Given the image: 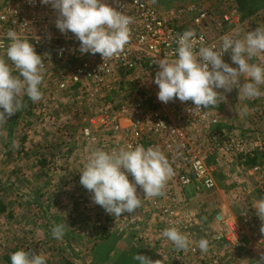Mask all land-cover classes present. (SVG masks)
I'll use <instances>...</instances> for the list:
<instances>
[{"label":"crops","instance_id":"crops-1","mask_svg":"<svg viewBox=\"0 0 264 264\" xmlns=\"http://www.w3.org/2000/svg\"><path fill=\"white\" fill-rule=\"evenodd\" d=\"M237 12L235 16L231 11L224 15L228 18L224 23L226 29H238L243 35L258 27L264 28V12H256L253 16ZM213 29V26L208 27L209 34H213ZM251 62L264 65V55ZM227 63L237 67L231 58ZM43 87L42 84L40 101L34 103L23 96L20 111L0 123V138L5 139L4 153L13 152L11 141L15 139L19 145L17 152L20 151L19 158L18 155L11 159L0 157V252H3L0 259L4 264H10L12 252L18 249L45 255L47 264H139L133 258L136 254L148 257L153 264H258L264 257V232L261 231L264 220L255 214L254 208L257 201L264 198V95L251 102L239 98L236 88L231 92L221 91L217 103L223 109L221 126L241 138V151L232 158L234 161L228 157L217 165L211 188L199 183L174 187L175 202L183 206L182 217L188 221L187 228L176 225L174 217L161 212V204L167 209L172 204L165 201L160 204L142 197L141 206L135 212L124 213L122 225L106 224V233L97 237L92 222L106 211L92 202V193L80 184V171L86 163L87 152L82 149L75 153L78 158L72 165H55L51 171L49 165H32L38 161L33 156L41 146L50 148L46 140L55 144L51 150L62 145L53 143L57 142V136H47V131L43 133L48 129L54 132V128L36 125L35 122L40 121L36 109L43 105L53 106L55 114L49 116V121L69 123L61 112L73 105L68 104L71 100L63 98L66 94H60L59 100L54 87L50 89L48 85L46 90ZM261 91L264 92V86ZM59 106L63 107L56 114ZM107 135V131L98 132L96 143L111 152ZM42 136H46L43 137L45 144L40 143ZM92 146L96 147L94 143ZM49 154L53 158H48V162L68 157L63 153ZM20 155L28 157L24 159ZM245 155L248 156L246 160L243 159ZM206 159L207 163L213 160ZM222 165H226L225 168ZM229 182H234V191L226 186ZM61 223L66 225L65 235L57 240L52 236V228ZM170 227L177 228L188 238L187 250L175 249L162 235ZM220 236L233 240L235 245L220 246L217 243ZM202 238L209 241L206 253L198 246ZM63 251L69 253L71 259L64 260L68 256Z\"/></svg>","mask_w":264,"mask_h":264},{"label":"built area","instance_id":"built-area-1","mask_svg":"<svg viewBox=\"0 0 264 264\" xmlns=\"http://www.w3.org/2000/svg\"><path fill=\"white\" fill-rule=\"evenodd\" d=\"M105 2L133 20L129 26L130 39L118 55L104 60L99 53L81 54L76 37L71 32L61 33L57 29L58 13L51 5L42 4L40 0H0V58L6 59L9 41L5 39V33L9 29L16 30L41 55L45 87L51 84L57 94L73 95L77 90L83 94L70 100H77L78 105L92 111L80 118L85 124L81 129L84 141L98 147L95 135L107 131L111 151H119L129 144L145 148L158 146L169 159L175 174L167 181L163 195L144 197L139 186L137 194L160 204L161 201L172 204L169 209L161 204V212L174 217L176 225L187 228L188 221L182 217L183 206H177L175 202L174 187L199 183L211 188L217 166L205 159L237 157L242 141L221 126L223 109L218 104L201 110L191 101L160 102L158 86L153 82L159 71L156 62L175 58L179 38L186 30L195 32L198 49L202 43L218 45L223 35H234L238 29L224 27L228 21L224 16L227 13L212 19L209 12L195 2L166 10L158 0ZM231 10V15H238L235 6ZM209 26L215 28L213 34H209ZM229 58L230 53H225V62ZM50 69L56 73L55 82L46 74L52 72ZM13 71V75H18L17 70ZM222 90L217 91L221 93ZM248 100L253 102L255 98ZM51 107L55 109L43 105L36 112L41 114L48 110V115L53 116ZM247 158V155L243 157ZM129 179L132 180L130 174ZM117 218L114 216L116 221ZM232 241L223 236L217 238V243L225 247L235 245Z\"/></svg>","mask_w":264,"mask_h":264},{"label":"clouds","instance_id":"clouds-1","mask_svg":"<svg viewBox=\"0 0 264 264\" xmlns=\"http://www.w3.org/2000/svg\"><path fill=\"white\" fill-rule=\"evenodd\" d=\"M40 2L51 5L57 11V29L61 33L71 32L76 37L81 54L99 53L104 60L109 59L121 53L130 39L132 17L105 0ZM5 39L9 44L5 50L6 59L0 58V123L20 111L23 96L26 95L34 103L43 96L44 64L41 55L29 40L22 38L14 29L5 33ZM195 44V32L186 30L179 38L175 58H163L156 62L159 71L153 82L158 86L157 99L160 102L167 104L177 99L181 103L191 101L195 108L202 110L218 103L222 95L218 89L231 92L236 88L241 99L264 95L261 91L264 65L251 62L253 58L264 55V28L258 27L243 35L239 32L225 34L218 45L202 43L197 49ZM225 53H230L231 62L237 67L225 62ZM13 68L18 75H13ZM87 151L86 163L80 171V184L92 193V202L113 217L131 214L141 206L138 186L143 189L144 197L161 196L167 181L175 174L169 159L158 146L145 148L129 144L119 151L110 152L89 145ZM254 208L255 214L264 220V198L257 201ZM65 230V224L55 225L52 228L53 238L62 239ZM261 231L264 232V226ZM162 235L177 250L189 247L188 238L175 227L166 228ZM198 246L202 253H206L209 241L202 238ZM133 258L139 264H153L144 255L136 254ZM10 264H47V257L18 249L11 254ZM258 264H264V257Z\"/></svg>","mask_w":264,"mask_h":264},{"label":"rangeland","instance_id":"rangeland-1","mask_svg":"<svg viewBox=\"0 0 264 264\" xmlns=\"http://www.w3.org/2000/svg\"><path fill=\"white\" fill-rule=\"evenodd\" d=\"M158 2H159V4L162 5L161 7H163L164 10L169 9L168 7H171V6L181 5V4H185L188 2H195L201 8L206 9L209 12L212 19L221 18V16L224 13H229L230 11H232L231 9L233 6L238 5V0H158ZM241 3L246 8V13L248 14L247 16H253V14H255L256 12H264V0H241ZM9 65L11 67V63H9ZM12 70H14V68ZM50 70H52V69H50ZM14 72L15 71H13V73ZM46 74H47L48 78H50L53 82L56 81L57 76H56V73H54V70H52L51 73H49V74L46 73ZM46 87H44L43 90H46ZM50 89H51V84H50ZM49 91H48V93H49ZM60 94H66V96L64 95L63 98L66 99L67 101L70 99H75L77 96L80 97L81 95H83V94H80V91H78V90L73 92V95L71 93H58L57 97L59 100H61L60 96H59ZM76 101L77 100H75L73 102H69L68 104H73V105L71 107L66 106V110L62 111V112H61V108L63 106L61 108L59 106L58 107L59 111L56 112V114L61 112L65 116H67L69 123L68 122L65 123L64 120L58 121L56 119L49 121V119L51 117H49V115H48L49 114L48 110H46L45 112L38 115L37 119L40 121H36L35 122L36 125L39 128H41V127L42 128H44V127L49 128L50 127L51 129L54 128L55 129L54 132L50 129L44 130V131L42 130V131H43V133H45L47 131V134H48L47 136H50V137L57 136V138H58L57 142H53V143H61L62 147L60 146L57 149L53 148L51 150V146L55 145V144H49L50 143L49 140H46V142L48 143L50 148L45 149V148H43V146H41L39 148V151H37V153H36L37 157H36V154L33 156V158L35 160L37 159L38 161H36V163H33L32 165H49V167H51V168H49L51 171L52 168L55 167V165H69V164L72 165L74 162H76V160L78 158L77 154H75V153L80 152L82 149H83L82 151L87 152V155H88L87 149L89 148V145H91V143L84 141L83 138H80L81 129L85 124H83L79 119L88 113H92V111L89 109L87 110L85 106L82 107V106L78 105V103ZM54 110H52L53 114H55ZM43 118L45 120L41 121ZM52 122H54V123H52ZM65 125L67 127H64ZM50 131H52V132H50ZM43 137H46V136H42L41 139H39L41 144L46 143L43 140ZM3 140H5V139L0 138V157H4L6 159H11L13 157L15 158V156L18 155V158H19L20 151H19V153L17 152V150H19V145L17 144V139L11 141V147L13 149L12 153H4L5 151L2 150V145L4 143ZM34 143H35V145L36 144L39 145L38 142H34ZM60 149H61L60 153H63V154L68 156L67 159H65V156H64L63 160L52 159L50 162H48L47 161V160H49L48 158H53L52 156H50L49 153H51V155H53V156H57L58 154H60L59 153ZM40 151L42 152V155L46 159L45 162H42V161H44V158L41 154H39ZM23 154H25V152ZM20 157L26 159V157H28V156L27 155H23V156L20 155ZM207 158H209V157H207ZM211 158L213 160L208 162V163L215 164L216 166L220 165V163L228 160V157H219L218 159L213 158V157H211ZM230 159H232V158H230ZM234 160L235 159H232V161H234ZM225 166L226 165H222L223 168H225ZM45 168L47 169V167H45ZM43 171H44V169H43ZM232 183H234V182H229L226 184L229 191H234V189H235V187H234V185H232ZM97 216L92 222L93 226L95 228V235L97 237L103 236L106 233V229H107L106 224H113L114 226L115 225H122L121 222H123V220H124V217H123L124 213L122 214V216L118 217L119 219L117 218L118 221H116L114 219V217L111 219V217H109L107 212H105L104 215L100 214L99 217H97ZM98 218H99V220H98ZM103 225H104V227H103ZM99 227H100V231H98ZM219 245L222 247H225L221 243H219ZM227 248H229V247H227ZM0 253L3 254V252H0ZM62 253L66 254L68 256V257L64 258V260L71 259V255L69 253L64 252V251ZM2 254H0V255H2ZM195 254H197V252H195ZM79 257H81V256H79ZM0 264H4L3 259H0Z\"/></svg>","mask_w":264,"mask_h":264},{"label":"trees","instance_id":"trees-1","mask_svg":"<svg viewBox=\"0 0 264 264\" xmlns=\"http://www.w3.org/2000/svg\"><path fill=\"white\" fill-rule=\"evenodd\" d=\"M236 8H237V10L239 11V12H242V13H244V14H247L246 13V8H245V6L241 3V0H238V5L237 6H235ZM16 251V250H15ZM15 251H13V252H15ZM12 252V253H13Z\"/></svg>","mask_w":264,"mask_h":264}]
</instances>
